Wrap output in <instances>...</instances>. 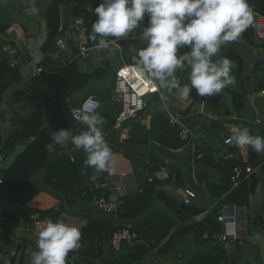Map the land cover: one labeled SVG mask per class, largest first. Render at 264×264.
Masks as SVG:
<instances>
[{"label":"crops","instance_id":"obj_1","mask_svg":"<svg viewBox=\"0 0 264 264\" xmlns=\"http://www.w3.org/2000/svg\"><path fill=\"white\" fill-rule=\"evenodd\" d=\"M39 1L40 0H0V24H9L8 30L0 36V39L2 40V43L0 44V53L2 52V46L8 41L16 43V45L23 51L29 39L28 37L31 36L30 38H32L33 36H36L38 34L36 27H32L30 25L29 28H27L24 27V25H22L16 19L14 20L11 17L10 12L7 11L8 6L12 4L13 8H20L23 14H25L26 16L36 17L39 14ZM76 1L77 0H58L60 21L62 27L65 30V35L68 34L69 25L74 19L71 9L76 4ZM84 1L85 0H81V2ZM263 1L264 0H248V4L252 10H256L260 6V3ZM32 2H36L35 8L32 7ZM28 8H34L37 13L35 15L29 14L27 12ZM87 12L90 15L89 17L91 25V23L96 19V16L94 15L89 5L87 6ZM24 39H27L25 44H23ZM128 39L135 40L136 38L132 37L131 33L130 36L125 40L127 41ZM235 42L239 47L236 48L237 50H232L238 53L241 58L240 81L226 87L221 92V99L223 100L224 105L221 103L218 97H215V95L208 96L207 98H204V96L202 98H199L197 97V94H195L194 96H192L193 106L184 112L186 115L185 123L195 135L194 141L192 145H190V148L193 147L194 151L196 152L195 155L198 153L202 155V158L199 159V161L204 159L206 161L208 160L212 162L207 165L210 170L216 168L224 171V169L221 168L222 164L220 165V163H217L216 159L213 158V155L217 156L219 153H222L221 150L223 147V159L226 157V154L230 151V147L224 145L223 140L234 126H247L250 129L251 134L264 137V93H262L264 91V76L262 75L264 73V46L263 48H259L256 46L254 40L245 41L242 38H239ZM243 43L250 45L251 52H246L249 54L250 58H252L250 59V69L254 74L257 75L258 78L256 79H252L251 76H248L246 78L242 76L243 60L242 55L240 54V52L242 53V51L239 50L244 49V47H241ZM23 54L24 56H26L24 52ZM221 54L222 52H220V56ZM90 57L91 56H89L88 59ZM131 60L138 62V58H132L130 59V61ZM96 61L100 62L102 61V58L99 57L98 59H96ZM75 64L79 73L94 75V73L89 74V68L87 66H82V68L79 69L77 60L75 61ZM233 71L235 70L233 69ZM235 80L237 81V79ZM257 80H260L259 83H257ZM246 82L250 84H245ZM86 88L87 86L81 91L85 90ZM10 89L11 88H9V90L4 94L3 101L0 105V135L2 139H5L10 130L13 129L11 119L14 116L13 111L17 113L18 107V87L16 89ZM111 89L112 86L108 89L109 93H107V91L103 95H96V93H87L80 100H78L75 105H78L88 95H94L101 101V108L98 112L105 120L103 131L106 136L105 139L110 145L113 153L110 162V171H108L109 181L121 186L124 191V195H131L136 192L135 182L138 173L144 174L143 171L147 170V168L150 167V169H153L156 168V166L164 163L158 160L157 156L152 155L150 153V150H148L149 160L141 161L140 159H134L135 161L133 162L130 156L125 153V150L123 153L121 149V151L117 150V147L122 144L124 145L129 143V147L134 148L139 141V137H143L142 140H147L149 146H156L158 149L163 148L165 150L171 151V149L164 147L156 141L155 138L157 136V133H154L152 135L153 131L150 129L152 119L153 127H155V130L158 131L159 127H161L164 119L158 117V114H162L166 116V118H168V116L164 110V106L161 103V98L159 96V101L151 102L150 107H147L146 111L141 114L140 118L143 119L140 122L136 121L134 124L130 122L124 126L123 131L126 132L128 136L127 140H122L120 138V132L118 131H115L113 133H106L111 130V128H107L110 127L111 121L113 120V118H115V115L120 110L119 103L110 96ZM236 91L238 92V95L234 93ZM48 95L50 97H48ZM154 95L157 94H153L150 96ZM163 95H166V106L167 108H169V112H172L175 103V97L178 94L172 90H165ZM46 97L51 99L53 97V94L46 93ZM201 102H203L204 104L205 112L208 113L207 115H201L196 112V108ZM28 111H30V109H28ZM257 120L260 121V123H257ZM71 128L74 133H77L83 128V126L81 125V123H79L77 125L71 126L69 129ZM212 132L217 135V140L221 145L220 148H218V146L212 145L210 141H207V137L210 136ZM24 146L25 144L20 143L17 150L12 154H18L20 148H24ZM112 146H114V148H112ZM190 148H183L181 150L179 149L175 152L182 153ZM249 149L251 150V148ZM49 150L50 154L46 166H52L54 163H57L59 162V160H61V163L59 162L58 167H60L61 164L63 165L60 168L56 169L58 170V172L55 175L66 178L62 185L66 184L68 187H72L73 181L76 184H85V179L88 177H92L90 168L84 167L83 162L86 159V156L82 150H76L71 145L65 148L54 143L49 147ZM61 156L64 157L60 159ZM196 161L198 160L196 159ZM132 162L134 163L135 168L132 165ZM218 164L220 166L217 167ZM249 166H251L253 172L245 182H248L252 179H255L257 181L255 191L249 196L247 203L249 217L248 232L249 234L250 232L252 233L250 239H245L246 235L242 234L236 242L231 244L230 247L225 250L222 247L221 243L218 241L216 237L217 235L209 237L207 234H204L207 237L203 236V238L199 240L196 239L195 235L191 233L193 235V238H190L191 234H189L181 241H173L171 247L166 252H159V248L163 246V244L167 241L164 240L158 249L151 252L145 258L142 264H264V157L255 160L254 163ZM4 167H6L5 164L1 168ZM136 167H138L140 170H137ZM45 173L46 170L44 168L43 171L32 176L29 184L22 191H1L0 209L5 210L7 214L13 217V221L8 225L11 233L10 235L13 236V242L8 241L3 237V234H0V236L2 237H0V239H5L6 241L10 242L7 243L8 246L15 245L14 241L17 239H20L21 241H28L27 235H33L31 231V222L29 219H24V212L29 210L44 211L48 209H56L58 207V198H55L48 192H46V188L43 183ZM180 175V186L172 187L174 185L166 184L164 186L158 187V190L167 195L164 191L167 187L175 188L174 191L178 193L179 201L172 197L171 198L177 204H181L183 202L184 189L188 188L192 190L195 193V198L191 200L190 205L204 210V213L195 217V222L202 220L207 215H215L219 208V205L224 202L227 196H229V194L234 190V188L231 187L230 190H228V192L225 193L222 197L216 198V195H211L209 190H207L206 188L207 183L216 185L210 180L209 175L206 171H202L201 175L196 176V184H194V189L185 186V181L189 178V176L186 174L185 178L183 174H181V172ZM224 177L225 175L223 173V178ZM223 180L224 179H222V182ZM131 185H134V190H131ZM56 193L59 198L62 196L60 194V191ZM200 198L207 199L211 203L208 205V207L199 206V203L201 201ZM258 202H260L261 204V214L257 216L254 226H252V222L250 220V211L254 209V206H256ZM157 203L159 202H156L154 204V211L152 213L160 212L165 216L173 218V220H175L174 215L173 217H171L166 212L156 209ZM88 217L96 218L95 211L91 209L90 205L84 200H76L73 202V205L59 217V219L64 220L66 223L82 225L83 229L87 224ZM178 225L179 223L176 224V227ZM122 248V250L120 249L121 251H129L131 249L130 246H123ZM101 249L102 254L98 264H110L116 254L120 251L119 250L118 252H114L110 246L104 244L101 245ZM8 251V249H4V252ZM73 258H76V255H73L70 258V262L72 264H74L72 262Z\"/></svg>","mask_w":264,"mask_h":264},{"label":"trees","instance_id":"obj_2","mask_svg":"<svg viewBox=\"0 0 264 264\" xmlns=\"http://www.w3.org/2000/svg\"><path fill=\"white\" fill-rule=\"evenodd\" d=\"M96 4L102 2V0H94ZM87 2H81L77 0L76 4L72 7L71 12L73 18L82 17L88 26V38L91 47L96 46V41L90 39L91 25L90 15L87 12ZM253 20L256 14L264 16V1L260 3V6L256 10H252ZM45 24L48 32L47 41L43 47L44 51H49L53 46V41L57 36V29L60 22L59 4L58 0H52V3L47 7L45 13ZM9 28L8 23L0 24V36L3 35ZM253 23L249 28L241 35L245 41L253 40ZM188 51L187 48H182L180 54ZM221 56H226L238 64L235 71H232L235 83L240 81V65L241 58L231 48L223 47L221 49ZM135 61L131 60L129 64H134ZM44 66L49 71H55V73H48L42 77H34L29 80L25 88L31 92V99L28 103L30 111H27L25 116H20L19 112L13 111V118L11 123L13 129L5 139L0 135V149L8 154L14 153L19 147L20 143L25 144L22 151L15 157L13 162L8 168H1L0 174L4 177V184L0 185V193L2 190H8L12 192L22 191L30 182L32 176L40 173L45 168L43 183L46 188V192L55 198H58L59 204L56 209H48L44 211L29 210L23 213L24 219H29L32 214L38 213L41 217H48L55 221L73 205L76 200H84L90 207L93 208L96 214V218L88 217L86 226L82 229V247L74 252H70L66 257L67 261H70L71 256L76 255V258L72 259L74 264H96L101 259L102 249L101 245H107L111 247V239L116 231V226L112 220L111 215L104 214L97 210L91 203L92 189L97 184L109 182L108 172L97 176L93 181L91 177L86 178L85 184H76L73 181V186L68 187L66 184L62 185L66 178L62 176H56L58 172L57 168H60L59 162L54 163L52 166H46L48 157L50 154L49 147L53 144L49 137L50 130L64 129L68 120V107L63 104L62 100L58 97L65 98L69 93H76L84 89L94 77H102L103 70H97L94 75L81 74L76 68L75 62H72L66 67L55 66L50 62H44ZM177 77L182 83L187 82L186 71H180ZM23 82L20 68H10L7 64L6 56L0 53V105L3 101L4 94L9 90L10 86ZM113 88V86H112ZM162 92V90H160ZM175 91V90H172ZM107 92V91H105ZM103 92L102 95L105 93ZM165 90H163V93ZM46 93H52L51 99L46 97ZM109 93V91L107 92ZM237 94L238 92H234ZM196 94L195 89L192 90L190 96ZM20 92L17 93L19 97ZM39 95H42L46 101V106L33 105V102L37 100ZM238 95V94H237ZM208 96H204L207 98ZM146 107H150V103L153 101H159V95H154L150 99V96L145 98ZM147 109V108H146ZM119 112V111H118ZM117 112V114H118ZM115 115V118L117 116ZM158 117L164 119L159 127V130H155L153 127V119L151 120L150 129L154 133H157L156 141L164 147L171 150H179L190 148L191 144H186L178 138V128H171L168 118L162 114H158ZM185 115V113H184ZM45 117H49V122L45 123ZM115 118L111 121L110 129L113 127ZM155 119V118H154ZM150 131V130H149ZM107 133V132H106ZM108 136V135H107ZM109 137V136H108ZM106 138V136H105ZM187 146V147H186ZM232 150V149H231ZM230 150V151H231ZM64 156H61L62 159ZM264 157V153L256 154L252 149L248 151V154L242 153L238 158L228 159L225 157L219 163L222 171L225 175L223 182L220 185L206 184L207 190L211 195H216V198L222 197L231 188L229 181V175L234 166H249L254 163L255 160ZM206 165L212 163L206 161ZM219 164L217 165L220 166ZM47 167V169H46ZM151 169L150 172L154 171ZM173 169V168H172ZM56 170V171H55ZM176 171L179 177V184L181 180L180 172ZM91 175H93V169L90 168ZM63 175V174H62ZM142 173H138L136 178H141ZM67 183V182H65ZM257 181L255 179L243 182L227 196V202H234L238 205H246L248 203L249 196L254 193ZM61 192L60 198L56 192ZM124 205L122 206V213L119 215L117 223L120 225H129L132 232H135L140 239V243L130 246L129 251H121L116 254L110 264H142L145 258L154 250L158 249L164 240H167L163 246L159 248V252H166L173 241H181L189 234H194L196 239H202L204 234L209 237L218 235L221 231L220 225L217 223L215 215H207L202 220L195 222V217L204 213L203 209L197 208L192 205H185L184 203L177 204L171 197L163 194L158 190L156 183L148 184L144 186L141 194L125 195L123 198ZM156 202L164 204V206L174 215L173 218H169L162 213H152L154 211V204ZM13 221V217L5 210H0V222L5 225H9ZM179 225L176 227V224ZM176 227V229H175ZM9 229V227H8ZM175 229V230H174ZM10 229L8 230V232ZM10 234V233H9ZM9 234L4 231L3 237L8 241ZM17 241V242H16ZM15 242V249L19 251L31 241H21L17 239ZM35 245V243H33ZM125 246V245H124ZM16 256L9 258L10 264H15ZM20 264H24L20 259ZM0 264H4L2 261ZM6 264V263H5ZM72 264V263H71Z\"/></svg>","mask_w":264,"mask_h":264},{"label":"clouds","instance_id":"obj_3","mask_svg":"<svg viewBox=\"0 0 264 264\" xmlns=\"http://www.w3.org/2000/svg\"><path fill=\"white\" fill-rule=\"evenodd\" d=\"M90 39L108 49L140 29L145 46L137 50V71L154 89L175 90L179 97L220 94L235 83V64L221 49L237 41L253 23L248 0H102L92 9ZM147 17V24H144ZM93 48V47H92ZM182 48L188 51L178 55ZM186 71L182 83L176 73ZM101 102V101H100ZM83 128L50 130L51 141L82 150L84 167L93 169L91 179L110 171L112 149L105 139L104 118L99 112L79 116ZM229 137L237 148L264 153V137L254 136L247 126H234ZM82 247V225L47 219L37 230L29 264H66L70 252Z\"/></svg>","mask_w":264,"mask_h":264},{"label":"built area","instance_id":"obj_4","mask_svg":"<svg viewBox=\"0 0 264 264\" xmlns=\"http://www.w3.org/2000/svg\"><path fill=\"white\" fill-rule=\"evenodd\" d=\"M35 3L32 2V7L35 8ZM31 7V8H32ZM28 8L27 12L31 15H35L37 11L33 8ZM254 30L253 39L264 46V16L256 14L253 20ZM48 32L45 22L42 23V31L38 36L29 38L25 49L22 51L14 42H6L2 46V53L7 58V64L10 68H20L31 66L32 71L29 73L26 79L18 85V107L17 111L19 115L25 116L29 109L28 103L31 99V92L25 88L26 83L34 77H42L48 73H55V71H49L44 62L48 61L55 66L66 67L77 59H87L90 56L92 47L88 38V26L82 17L74 18L69 25V32L65 35V30L59 22L57 29V36L53 41V46L49 51H44L43 47L47 41ZM23 52L26 54L24 56ZM24 58V59H23ZM138 62L134 64L123 63L116 71L114 75L113 88L110 90V96L119 103L120 110L115 118L113 127L107 133H113L115 131L120 132V138L127 140L128 136L124 132V126L128 123L134 124L136 121H141V114L146 111L145 98L157 94L160 96V101L164 106V110L167 113L169 124L171 128H178V138L180 141L188 144L193 143L195 135L192 130L186 125L184 112L193 106V99H184L178 95L175 97V103L173 111L169 112L165 99L166 95H162L159 89H154L137 71ZM264 93V91L262 92ZM63 104L68 107V120L64 129H69L71 126L80 123L79 116L84 112L96 111L101 108L100 100L94 95L86 96L78 105H69L66 97L62 98ZM196 112L201 115H207L203 102L199 103ZM209 117V116H208ZM260 123V121H256ZM231 131L224 138L223 144L230 147V150L226 157L228 159L238 158L242 153L248 154L250 147L237 148L233 146L229 141ZM253 135V134H252ZM255 136V135H254ZM187 147V146H186ZM185 148V147H184ZM181 150V149H180ZM13 154L3 152L0 149V169L5 164L8 168L11 163ZM202 158L201 154H196L195 159ZM150 167L144 170L141 178H136L135 187L137 194L143 192L144 186L148 184L156 183L158 187L166 184L180 186L179 177L176 171L170 166L161 164L156 166L154 171L150 172ZM253 170L251 166H234L229 175V181L232 188H236L241 183L247 181L252 174ZM4 177L0 174V185L4 184ZM92 194V205L104 214L111 215L116 231L111 239V249L114 252H118L122 246H133L140 243L139 236L132 232L129 225H120L117 223L119 215L122 213V206L124 205V191L121 186L112 182H106L95 185L89 190ZM185 205H190L191 200L195 198V193L186 188L183 190ZM1 210V209H0ZM217 223L221 227L220 233L216 236L222 247L226 250L231 244L236 242L242 234H245V239H250L251 232H248L249 217L248 207L246 205H238L234 202L224 201L219 205V208L215 215ZM48 217H41L38 213L30 216L31 231L34 238H37V230L41 226V223ZM207 237L206 235H203ZM35 250L33 242L28 243L26 246L16 253H9V256H16L15 264H20V259L24 264H29L31 253ZM9 257V258H10ZM6 264H10L9 261ZM96 264H98L96 262ZM150 264V263H146Z\"/></svg>","mask_w":264,"mask_h":264},{"label":"rangeland","instance_id":"obj_5","mask_svg":"<svg viewBox=\"0 0 264 264\" xmlns=\"http://www.w3.org/2000/svg\"><path fill=\"white\" fill-rule=\"evenodd\" d=\"M85 1L87 2V4L89 5V7L91 9H94L97 6V4L94 0H85ZM51 3H52V0H40L38 3L39 14L36 17L26 16L25 14H23V12L20 8H13L12 4H10V6H8L7 11L10 12L11 17L14 20L16 19L17 21H19L22 25H24V27L29 28L30 25L32 27H36L37 32L39 34L42 31V23H44L45 19H46L45 18L46 9ZM144 24L145 25L147 24V17L145 18ZM140 31L141 30L139 28L133 31L132 37H135L136 39L135 40L128 39L126 41L125 47L118 46V45H112L108 49H99L95 46L90 51L91 57L89 59L88 58L87 59H77V65H78L79 69H81L82 66H87L89 68V70H88L89 74L95 73L98 69L103 70L104 74L100 78L94 77L89 82V84L87 85V88L85 90L78 91L75 94L69 93L66 97V100H67L69 105H75L76 102L78 100H80L87 93H96V95H101L103 92L108 91V89L111 86H113L115 71L123 63L128 64L130 59L138 58L137 50L139 48L145 46V42L140 38ZM37 35L33 36V37L36 38ZM30 37H28V38H30ZM26 40L24 39L23 44L26 43ZM254 42H255L257 47L263 48V46L259 45V43L257 41L254 40ZM1 43H2V40L0 39V44ZM225 47L237 50L236 48H238L239 46L234 41ZM241 47H244V49L239 50V51H242V53L240 52V54L242 55V60H243L242 76L244 78H246L248 76H251L252 79L258 78L257 75L254 74L252 72V70L250 69V66H251L250 59H252V58H250L249 54L247 53V52H249V53L251 52L250 45L243 43L241 45ZM180 52H181V50H179L178 55H180ZM220 52L218 53V56H220ZM99 57L102 58V61H100V62L96 61V59H98ZM237 67H238V64H235L234 70H236ZM31 71H32L31 66L21 67L20 73H21L22 79L23 80L26 79ZM178 72H180V71L178 70ZM178 72L176 73V75L178 74ZM262 75L264 76V73ZM259 81L260 80H257V83H259ZM245 84H250V83L246 82ZM17 87H18V85L14 84V85L10 86V88H11L10 90L16 89ZM48 97H50V96L48 95ZM197 97L200 98L201 96L197 95ZM215 97H218L220 99L221 103L224 105L223 100L221 99V97H222L221 93L216 94ZM151 98H153V96H150V99ZM49 119H50L49 117H45L44 121H45L46 125L49 122ZM142 139H143V137H139V141L134 148L129 147V145H128L129 143H127V144H124V145L122 144L119 147H117V150L121 149L123 151V153L125 150V153L130 156V158L132 159L133 162L137 159H140L141 161L149 160V151L148 150H150V153L152 155L157 156L158 160H160L165 165H168L171 168H173L177 171H180L181 174H183V176L185 178H186V174H187L189 176V178L186 179L185 186L191 187L192 189H194V187H195L194 184H196V182H195L196 176L201 175L202 171H206L208 173L209 178L213 183H215L216 185L221 184L222 179H223V172L219 169H216V168L213 170H210L208 168V166L206 165V162L204 159L200 160V161L199 160L196 161V159H195V153L196 152L194 151L193 147L182 152V153H177V152H175V150L169 151V150H165L163 148L158 149L156 146H149L147 140H142ZM217 139H218L217 135L214 132H212V134L207 137V141H210L212 145L218 146V148H220L221 145L219 144ZM148 146H149V149H148ZM112 148H114V146H112ZM221 152L222 153H219L217 156L213 155V158L216 159L217 163H219L220 160L223 159V155H224L223 147H222ZM218 157H219V159H218ZM133 162H132V165L135 168V165ZM136 168H137V170H140L138 167H136ZM162 186H164V185H162ZM172 187H175V186H172ZM130 188H131V190L135 189L134 185L133 186L131 185ZM174 190H175V188L167 187L166 190H164V191L166 192V194L168 196L179 201L178 193L175 192ZM0 199H1V196H0ZM200 199H201V201L199 203V206L208 207V205L211 203L207 199H204V198H200ZM260 205H261L260 202H258L257 205L254 206V209L250 211V220L252 222V226H254V223L257 219V216L261 214ZM90 208L93 209L92 207H90ZM156 209H159L160 211H164L167 214H169L171 217H173V214L162 203H157ZM3 233H4V230H3V228L0 227V234H3ZM7 233L9 234L10 231L9 232L7 231ZM10 234H9V239L12 240L13 236H11ZM27 238H28V241L31 240V242H33V243L36 242V238H34V236L31 234H28ZM190 238H193L192 234L190 235ZM0 240H1L0 241V252H1L0 253V262L2 261L5 264L7 261H9V257H10L9 253H16V249H15V246H11V245L8 246L7 243H10V242L6 241L5 239H0ZM4 249H8L9 251L4 252Z\"/></svg>","mask_w":264,"mask_h":264},{"label":"water","instance_id":"obj_6","mask_svg":"<svg viewBox=\"0 0 264 264\" xmlns=\"http://www.w3.org/2000/svg\"><path fill=\"white\" fill-rule=\"evenodd\" d=\"M118 46H122V47L126 46V40L120 41L119 44H118ZM33 105H35V106L36 105H42V107H45L46 106V101H45V99H44V97L42 95H39V97L37 98V100L33 102ZM21 151H22V149L20 148L19 153ZM18 154H13L12 160H14L15 157H17ZM0 227L3 228L4 231H8L9 230L8 229V226L5 225L2 222H0ZM66 264H71V262L66 260Z\"/></svg>","mask_w":264,"mask_h":264}]
</instances>
